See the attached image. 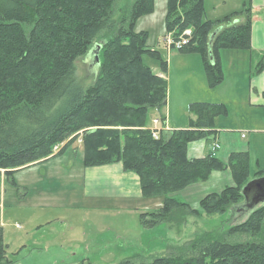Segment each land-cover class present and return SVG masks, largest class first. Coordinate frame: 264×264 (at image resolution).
I'll list each match as a JSON object with an SVG mask.
<instances>
[{"label":"trees","instance_id":"trees-1","mask_svg":"<svg viewBox=\"0 0 264 264\" xmlns=\"http://www.w3.org/2000/svg\"><path fill=\"white\" fill-rule=\"evenodd\" d=\"M117 2L0 0V175L5 170L11 180L16 170L61 155L82 130L84 166L122 162L125 171L138 175L143 197H163L160 209L141 214L144 228L167 224L181 232L190 216L225 213L245 204L242 188L250 181L249 154L232 153L225 163L216 156L215 141L208 143L216 117L226 114L224 104L191 103L190 127L163 128L157 138L147 126L153 109L166 121L169 91L167 76L155 73L143 56L161 60L165 70L168 61L149 48L146 31L135 30L137 20L153 12L154 0H133L121 11L115 8ZM204 14V0H168L166 34L177 39L192 29L183 51L202 56L210 87L224 79L223 49L250 52L251 76L264 71V51L251 43L254 16L249 5L216 21L204 19ZM101 35L108 38L101 67L94 83L83 88L77 60ZM72 135L68 145L53 151ZM201 139L207 140L206 155L189 157V144ZM228 168L235 185L208 194L199 209L174 196ZM256 176H264V170ZM239 232L254 240L233 243L223 235L204 233L177 253L138 264H264V205L228 229L229 235ZM1 254H6L4 249ZM120 264L135 263L128 258Z\"/></svg>","mask_w":264,"mask_h":264},{"label":"rangeland","instance_id":"rangeland-1","mask_svg":"<svg viewBox=\"0 0 264 264\" xmlns=\"http://www.w3.org/2000/svg\"><path fill=\"white\" fill-rule=\"evenodd\" d=\"M131 1L118 0L115 8L121 11L130 6ZM204 3V19L213 21L242 9L237 0H204ZM167 8L168 0H154L153 12L141 16L135 30L146 31L149 48L159 50L161 58L168 61L165 70L161 60L149 54L143 56V61L155 73L168 77V106L165 110L171 108L173 121L189 125L190 103L210 99L220 100L218 104H224L227 109L226 114L216 117V125L239 126L238 131H242L250 126L251 117L259 110L262 111L259 118L264 119V97H261V106L252 104L257 97L251 91L250 76L246 75L240 62L232 57L226 58L224 79L212 88L200 54L166 47ZM103 37L95 39L89 51L77 60L78 79L83 88L92 85L98 75L104 58L103 48L108 40ZM98 48L99 63L95 59ZM229 51L232 50H221L220 56L225 57ZM159 118L157 111L150 110L147 126L153 130L155 120H159V126H162L163 121ZM258 126L264 128V120ZM245 131L244 134H249L248 139H251L248 154L250 162L251 157L254 159L252 168L255 171L264 169V130ZM79 134L78 141L70 143L61 155L16 170L11 180L4 174L5 170L1 171L0 252L4 249L6 254L0 255V264H120L128 258L138 264L177 253L188 241L204 233L223 235L225 240L233 243L254 240L246 232L228 233L232 226L252 216V211H239L243 201L225 213L190 216L178 232L167 224L147 229L140 223L141 213L160 209L162 196L125 199L122 207L115 202L105 204L97 197H91L79 177L84 168V152L79 142L83 131ZM216 138L221 140L214 135L208 143L212 144ZM69 141L63 142V146ZM252 174L250 180L256 175Z\"/></svg>","mask_w":264,"mask_h":264},{"label":"crops","instance_id":"crops-1","mask_svg":"<svg viewBox=\"0 0 264 264\" xmlns=\"http://www.w3.org/2000/svg\"><path fill=\"white\" fill-rule=\"evenodd\" d=\"M237 4H240V6L247 4L251 7L254 16L251 38L252 47L256 50L264 51V0H237ZM229 52L230 53H228L225 57L221 55L222 68L224 69L225 61L228 57H232L233 60H236V62H240V66L246 71V75H248V77L250 76V78H248L249 85L251 91H254V96L257 97V99L252 100V104L261 106V104H263L260 103V101L263 100L261 97H264V71L251 76L253 68L252 65L254 63L251 53L245 50H232ZM200 75H202L201 70ZM204 102L220 103V100L210 99L209 101ZM151 111L157 110L153 109ZM157 112L159 113V111ZM165 115L166 121L162 122L163 125L160 127H164L166 130H176L190 127V123L189 125L186 123H184V125L175 123L172 119L173 116L171 108H169L167 111L165 110ZM261 116L262 111H256L255 116L251 117L250 119V126L248 125V128L242 131H238L241 128L239 126L224 127V125H217L215 133L209 136V140H212L214 135L217 137L219 136L221 139L219 140L220 147L216 153V156L223 162L227 163L232 153H249L251 150V139H248L249 134H246L245 138L242 137V134L246 133L245 130L248 132L249 130H251V132L263 131L264 128L258 126L260 121L262 122L264 120L259 118ZM182 122L185 121L182 120ZM153 127L154 125L152 128ZM206 147V139L192 142L188 147V156L191 158L204 157L207 153ZM252 160L254 159L251 157V174H256L260 170L255 171L252 168ZM79 177L82 180V187L86 189L87 194L91 195V197H97L98 200L105 204H112V202H115L117 206L122 207L125 199L143 197L138 175L133 172L125 171L122 162L92 167L84 166L83 175ZM234 185L235 180L230 168L223 171L215 170L208 180L191 184L182 191L175 193L174 196H177L181 200L189 203L193 208L199 209L200 203L205 196L211 193H219L226 187ZM157 227L158 226L153 229H156ZM117 236L121 238L120 235Z\"/></svg>","mask_w":264,"mask_h":264},{"label":"water","instance_id":"water-1","mask_svg":"<svg viewBox=\"0 0 264 264\" xmlns=\"http://www.w3.org/2000/svg\"><path fill=\"white\" fill-rule=\"evenodd\" d=\"M220 28L215 30L211 35L210 43L214 40ZM95 59L97 63L99 59V48L95 52ZM242 195L245 198V204L239 211L248 212L256 209L259 205L264 204V176L251 179L243 188Z\"/></svg>","mask_w":264,"mask_h":264},{"label":"built area","instance_id":"built-area-1","mask_svg":"<svg viewBox=\"0 0 264 264\" xmlns=\"http://www.w3.org/2000/svg\"><path fill=\"white\" fill-rule=\"evenodd\" d=\"M191 35H192V29L191 28L185 30L183 35L180 38H177V39H175L173 37V35L169 34V35L165 36V39H164L166 47H168V48H176V49H180L181 50L188 44ZM154 123H155V127L153 128V135H154L155 138H157L158 135H159V131L161 129H163L164 127H160L159 126L160 125V121L159 120H155ZM245 136H246V134H242L243 138H245ZM70 139L71 138H69L68 140H70ZM79 142L82 143V138L79 139ZM61 145L63 147V144H58V145L54 146L53 151L55 153L59 152L62 149ZM219 147H220V142L216 138L215 139V143H214V148L219 149Z\"/></svg>","mask_w":264,"mask_h":264}]
</instances>
